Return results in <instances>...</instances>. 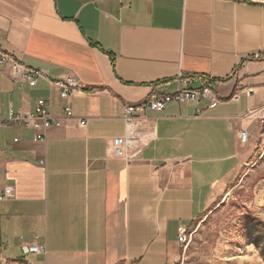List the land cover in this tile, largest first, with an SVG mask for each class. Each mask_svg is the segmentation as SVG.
<instances>
[{
  "label": "crops",
  "instance_id": "obj_1",
  "mask_svg": "<svg viewBox=\"0 0 264 264\" xmlns=\"http://www.w3.org/2000/svg\"><path fill=\"white\" fill-rule=\"evenodd\" d=\"M0 49L83 91L65 102L46 80L20 86L0 68V116L42 98L56 119L72 111L43 142L0 130V197L12 189L0 201V264H177V229L235 187L249 146L264 148V114L248 117L264 108V0H0ZM179 74L193 90L211 81L219 104L147 112L138 143L114 157L123 108L174 93ZM33 242L44 254L23 256Z\"/></svg>",
  "mask_w": 264,
  "mask_h": 264
},
{
  "label": "built area",
  "instance_id": "obj_2",
  "mask_svg": "<svg viewBox=\"0 0 264 264\" xmlns=\"http://www.w3.org/2000/svg\"><path fill=\"white\" fill-rule=\"evenodd\" d=\"M234 2L245 3H259L261 0H232ZM9 67L10 78L14 84L20 86H27L28 88H34L37 82L41 79L46 80L49 85L56 87L59 90V97L62 101H68L75 94H81L83 91L79 86V83L72 77H65L64 79L51 81L47 78L41 70L26 67L7 56L0 49V68ZM193 79H184L181 74L174 80L175 92L168 95H163L156 98L153 101L144 102L135 106H125L123 108V119L125 121L127 136L123 139H115L111 144L112 155L114 157H123L125 150L138 143L140 129L137 128L136 123L146 120L147 112L161 113L164 111L168 104H184L192 103L194 106V114L198 116L200 114L199 104L202 101H207L208 108L213 109L219 101L213 96V84L209 80H204L203 86L198 90L189 89L188 86L192 84ZM168 84L162 83V88H166ZM250 96V92L246 93ZM233 100L239 102L238 96H234ZM264 114V108L260 110H254L248 113V117L262 118ZM72 111L68 105L62 109V119H56L51 115V104L48 99H38L35 102L32 112L9 111L6 117L0 116V130L12 126H21L26 130H30L34 133L33 142H43L45 140V133L52 127H60L63 119H71ZM77 125L80 128L85 126L83 120H77ZM148 140V138H147ZM239 140L241 143L246 144L248 141V133L243 131L240 133ZM17 142V140H14ZM12 189L6 188L0 197V201L3 202L7 198L11 197ZM178 244L181 247H187L191 240L192 234L185 228H178ZM23 256L26 255H42L45 250L42 246L37 245L35 242L21 246Z\"/></svg>",
  "mask_w": 264,
  "mask_h": 264
},
{
  "label": "rangeland",
  "instance_id": "obj_3",
  "mask_svg": "<svg viewBox=\"0 0 264 264\" xmlns=\"http://www.w3.org/2000/svg\"><path fill=\"white\" fill-rule=\"evenodd\" d=\"M246 151L251 166L203 221L190 226L177 264H264V148L254 143Z\"/></svg>",
  "mask_w": 264,
  "mask_h": 264
},
{
  "label": "trees",
  "instance_id": "obj_4",
  "mask_svg": "<svg viewBox=\"0 0 264 264\" xmlns=\"http://www.w3.org/2000/svg\"><path fill=\"white\" fill-rule=\"evenodd\" d=\"M221 201H222V200L219 199V200L216 202L215 206L212 208V210L215 209V208L221 203ZM204 215H205V214H204ZM204 215H203V216H204ZM252 219H253L252 221H254V222L256 223V225H257V224H258V225H261V222H260L257 218L252 217ZM203 220H204V219H199L198 222H201V221H203ZM263 227H264V226H263Z\"/></svg>",
  "mask_w": 264,
  "mask_h": 264
}]
</instances>
